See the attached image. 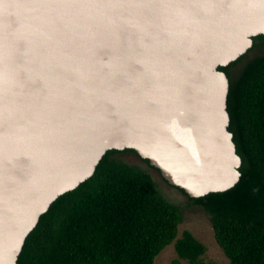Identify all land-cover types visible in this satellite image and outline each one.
Masks as SVG:
<instances>
[{
  "label": "water",
  "instance_id": "water-1",
  "mask_svg": "<svg viewBox=\"0 0 264 264\" xmlns=\"http://www.w3.org/2000/svg\"><path fill=\"white\" fill-rule=\"evenodd\" d=\"M258 35L264 0H0V264L111 150L189 198L235 187L219 67Z\"/></svg>",
  "mask_w": 264,
  "mask_h": 264
},
{
  "label": "trees",
  "instance_id": "trees-1",
  "mask_svg": "<svg viewBox=\"0 0 264 264\" xmlns=\"http://www.w3.org/2000/svg\"><path fill=\"white\" fill-rule=\"evenodd\" d=\"M253 41L249 52L257 55L219 67L230 80L229 130L241 179L228 191L190 199L210 215L230 264H264V35ZM122 153L141 158L132 149L108 151L91 178L41 216L18 264H155L171 244L172 264H216L205 260L206 245L190 231L178 237L182 209L161 195L150 174L118 159Z\"/></svg>",
  "mask_w": 264,
  "mask_h": 264
},
{
  "label": "rangeland",
  "instance_id": "rangeland-1",
  "mask_svg": "<svg viewBox=\"0 0 264 264\" xmlns=\"http://www.w3.org/2000/svg\"><path fill=\"white\" fill-rule=\"evenodd\" d=\"M257 53L258 51L256 49L250 51L247 58L243 61H247L249 58L257 55ZM243 64L244 62L234 67L232 71L237 73ZM117 158L150 174L161 195L169 202L182 209L184 220L179 226L178 237H181L184 231H190L199 241L206 245L207 252L204 256L206 261H211L216 264H230L228 258L216 242L208 212H206L200 205H197L192 200L188 199L183 192L167 184L159 171L153 169L137 155L132 153H122L118 154ZM175 258V247L174 244H171L156 258L155 264H172V261Z\"/></svg>",
  "mask_w": 264,
  "mask_h": 264
},
{
  "label": "flooded vegetation",
  "instance_id": "flooded-vegetation-1",
  "mask_svg": "<svg viewBox=\"0 0 264 264\" xmlns=\"http://www.w3.org/2000/svg\"><path fill=\"white\" fill-rule=\"evenodd\" d=\"M125 151V150H124ZM145 162V161H144ZM147 163V162H146ZM148 164V163H147ZM149 165V164H148ZM150 166V165H149ZM154 169V168H153ZM156 170V169H155ZM158 171V170H157ZM171 186V185H170ZM171 187H173V186H171ZM173 188H175V189H178V188H176V187H173ZM179 191H181L180 189H178ZM186 195V194H185ZM186 197L188 198V199H191V198H189L187 195H186Z\"/></svg>",
  "mask_w": 264,
  "mask_h": 264
},
{
  "label": "snow or ice",
  "instance_id": "snow-or-ice-1",
  "mask_svg": "<svg viewBox=\"0 0 264 264\" xmlns=\"http://www.w3.org/2000/svg\"><path fill=\"white\" fill-rule=\"evenodd\" d=\"M226 83V81L225 82H223L222 84H221V89H222V91H223V89H224V84Z\"/></svg>",
  "mask_w": 264,
  "mask_h": 264
}]
</instances>
